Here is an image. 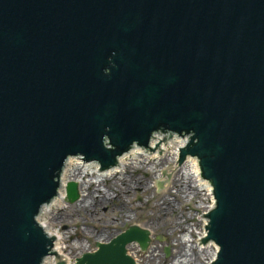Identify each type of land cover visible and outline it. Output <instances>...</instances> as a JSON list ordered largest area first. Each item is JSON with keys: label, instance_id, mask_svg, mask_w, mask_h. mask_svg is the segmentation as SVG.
Returning <instances> with one entry per match:
<instances>
[{"label": "water", "instance_id": "95a60500", "mask_svg": "<svg viewBox=\"0 0 264 264\" xmlns=\"http://www.w3.org/2000/svg\"><path fill=\"white\" fill-rule=\"evenodd\" d=\"M155 133L188 140L178 164L212 186L209 264H264V0H0V264L61 253L38 215L73 155L115 172ZM133 241L148 230L76 264H135Z\"/></svg>", "mask_w": 264, "mask_h": 264}, {"label": "rangeland", "instance_id": "374dc122", "mask_svg": "<svg viewBox=\"0 0 264 264\" xmlns=\"http://www.w3.org/2000/svg\"><path fill=\"white\" fill-rule=\"evenodd\" d=\"M159 158H163L164 160L160 162ZM169 159V152H166L158 155V158L152 162L146 160L141 163H133L132 166H129V169L124 170L121 168L122 172L115 175L108 183L106 181L98 182L96 180V172L85 179H79L80 182L85 180L84 183L80 184V182L74 181L79 193L78 199L74 202L65 200L63 207L59 210L63 216V221L52 226L60 232L58 237L65 236L70 247L74 249L73 252L69 250L65 251L68 257L76 259L86 252L98 250L97 244L101 242L97 239L88 238L86 235L82 234L79 236L78 234L85 231V229L93 230L96 222L111 220L119 214L117 210L120 208L119 205L125 204V209L128 211L131 221H123L119 229H116L114 232L118 236L131 225L139 227H141L140 225H145V228L149 229L152 234L150 235L149 245L145 250H142L140 246L136 248L140 254L147 255L146 251L150 246L158 245L160 247V256L169 259L175 238L180 236L184 240L183 242H185V251L192 254L189 264H206L205 258L207 255L205 251L197 247V236L194 232L190 234V230L191 228H200V224L204 219L203 213L206 210V206L211 203V199L206 193L198 192L194 185V179L187 172L184 173L183 170H180V168H176L172 174L168 173L167 179L172 180V183L173 179H176V181L174 180L176 184L175 186L170 184L168 186L170 189L165 190L163 183L161 184V181L158 179V174L168 172L167 167L171 165ZM134 181H138V185H135ZM86 182H91L95 185L94 191L96 195L102 193L99 189H106L112 193L111 198L108 199L109 201L105 205L107 206V210H105V206H100L94 214L91 212L86 213L84 210L78 208L77 205L81 198L80 193L86 194ZM125 185L128 187L126 192L124 191ZM163 197L171 201L175 209L165 221H162V224L157 226V224L149 223V219L155 216L159 208L158 203ZM57 211V209H52L53 214ZM177 217L181 219V222L178 224L184 227V229L188 228L189 230L181 233L180 230L175 229L172 231L169 228L177 227L175 223L174 225H168V222L176 221ZM80 246L83 249L88 248V246L90 248L80 253ZM166 248H168V251H166ZM171 261L176 262V259H171ZM63 264L68 263L63 262Z\"/></svg>", "mask_w": 264, "mask_h": 264}, {"label": "bare ground", "instance_id": "6f19581e", "mask_svg": "<svg viewBox=\"0 0 264 264\" xmlns=\"http://www.w3.org/2000/svg\"><path fill=\"white\" fill-rule=\"evenodd\" d=\"M155 137H157L156 147L155 151L157 153H150V147H142L140 145L136 146V149L130 152L126 153V158H121V162L123 167H115V172L107 171L101 169L99 163L97 161H88L85 160L82 156H72L68 174L66 177L64 189L61 198H55L54 203L47 204V213L38 215L40 221L42 222L44 228L46 229L48 235L54 238L61 239V253H55V258H47V264H56L57 261H61L68 264H75L76 259H70L68 255L66 254V250H69L70 252H73L74 249L70 247L67 239L65 236H62L61 238L58 237V234H60L59 231H57L54 227H52L54 224L60 223L63 221V216L59 212L61 210V207H63V203L66 200V185L70 181H76L80 182L81 179H85L88 176H92L95 172L97 173L96 180L98 182L100 181H106L107 183L117 174L121 173L123 168L124 170L129 169V166H132L133 163H141L146 160L149 162H152L154 159L158 158V155H161L162 153L169 152L170 156V163L167 167V171L165 173H159L158 179L161 181V184L163 183V187L165 190H168V186L170 184H173L175 186L176 179L168 180L167 175L170 172L171 174L174 173L176 168H180V170H183L184 173L187 172L191 176V178L194 179V185L196 186L198 192L206 193L207 195L212 194V188L209 184V182L205 179H203L200 176L199 166L197 159L194 157L188 158L187 166L184 165H178L177 160L179 156V150L181 147H184L186 142L188 140H185L183 138L177 137L173 142H168L167 137L164 136L162 133H155ZM164 159L159 158V161L162 162ZM80 179V180H79ZM100 179V180H99ZM124 180V178H123ZM175 180V181H174ZM84 183L85 180L81 181V183ZM135 185H138V181H134ZM128 187L124 186V191L126 192ZM95 185L91 182H86L85 187V193H80L81 198L78 202V208L81 210H84L86 213H96V210L100 206H105L108 203V199L111 198L112 193L108 192L106 189L101 190L102 193L99 195L95 194ZM115 190V189H114ZM170 191V190H169ZM211 197V196H210ZM159 208L155 214V216L151 219H149V223L151 224H162V221H165L166 218L171 214V212L174 211V206L172 205L171 201H169L167 198L163 197L160 199ZM120 208H118L119 214L115 217H113L111 220H108L106 222H96L95 226H93V230L85 229V231H82L78 235L81 236L86 235L88 238L97 239L101 243H108L111 241L115 236L116 233L114 232L116 229H119L120 225H122L123 221H131V218L128 214V211L125 209V204H120ZM213 206V199L211 197V203L206 206V210H209ZM105 210H107V206L104 207ZM52 209H57L58 211L53 214ZM205 210V211H206ZM200 224V228H191V232H194L197 236L196 239V245L199 247L202 251H205L207 257L206 264H209V262L215 258L217 251L219 247L215 243H209L206 245H202L199 243V240L203 238L206 234L205 226L207 224V219L203 217ZM181 222V219L179 217L176 218V221L174 222H168V225H171L175 223L177 227H169L172 231L175 229L180 230L181 233H183L186 230H189L188 228L184 229V227L180 226L178 223ZM141 227L145 228V225H140ZM152 226V225H151ZM146 229V228H145ZM149 231V235H151V231ZM184 240L178 236L175 238V242L173 244V250L171 253L170 258H162L160 256V247L158 245L150 246L149 249L146 251L147 255H142L138 250H136L137 247H139L137 242H131L126 245V254L130 256L135 264H189L191 261V253L185 251V242ZM90 248L83 249L82 246H80V250L82 252L87 251ZM171 259H176V262L171 261Z\"/></svg>", "mask_w": 264, "mask_h": 264}]
</instances>
